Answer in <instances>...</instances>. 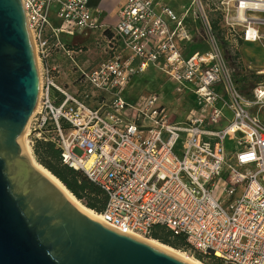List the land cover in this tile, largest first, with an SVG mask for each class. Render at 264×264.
Wrapping results in <instances>:
<instances>
[{
    "label": "built area",
    "instance_id": "built-area-1",
    "mask_svg": "<svg viewBox=\"0 0 264 264\" xmlns=\"http://www.w3.org/2000/svg\"><path fill=\"white\" fill-rule=\"evenodd\" d=\"M90 1L22 0L41 82L32 152L53 144L63 165L100 188L111 228L146 237L161 227L222 264H264V85L247 100L226 51L263 42L264 0H191L186 13L164 0H125L114 25ZM89 33L106 57L87 66L90 49L64 36ZM151 66L178 99L193 100L183 121L170 120L159 90L127 101Z\"/></svg>",
    "mask_w": 264,
    "mask_h": 264
},
{
    "label": "water",
    "instance_id": "water-1",
    "mask_svg": "<svg viewBox=\"0 0 264 264\" xmlns=\"http://www.w3.org/2000/svg\"><path fill=\"white\" fill-rule=\"evenodd\" d=\"M41 88L22 0H0V264H188L92 219L25 155Z\"/></svg>",
    "mask_w": 264,
    "mask_h": 264
},
{
    "label": "rangeland",
    "instance_id": "rangeland-1",
    "mask_svg": "<svg viewBox=\"0 0 264 264\" xmlns=\"http://www.w3.org/2000/svg\"><path fill=\"white\" fill-rule=\"evenodd\" d=\"M204 2L206 0H203ZM218 0H214L216 2ZM171 4L176 7V9L180 13H186L187 9L191 5V0H170ZM226 2H231L232 0H226ZM209 7L205 5L206 12L208 16L214 21H217V14L213 11L214 7L209 3ZM189 25H191L192 29L195 30L197 27V24L193 21L192 18H189ZM262 31L264 33V27H262ZM65 40L72 45H81L85 47H89L90 53L87 56L86 60L89 61L88 65L90 64H97L103 59H105V55H103L102 51V44L98 46L97 40L99 36L97 34H94L91 36V34L87 35H76V36H64ZM264 40L263 42L256 43V44H240V50L238 52L230 51L228 48L226 51L229 55V59L233 62V70L236 80L238 81L240 90L242 94L245 96V98L249 101H252V90L254 87H256L258 84L264 85ZM84 59V58H83ZM87 65V66H88ZM175 87L176 85L168 81L163 73H161L157 68L154 66H151V68L144 74L134 77L131 81V84L129 86V89L126 93V99L130 103H134L141 95L148 94V92L152 90H159L161 94V103L164 105V107L168 111V115L170 120L172 121H183L185 115L187 112L193 108L194 102L193 100L189 99H178L177 95L175 93ZM55 94L52 93V96ZM260 106H253V111L257 112L259 111ZM260 118L262 120V123L264 124V108L260 111ZM222 127H224V123L222 124ZM221 127V128H222ZM182 140L180 141L177 150L180 152L182 147ZM37 145V144H36ZM35 145V147H36ZM234 144L231 141H228L227 143V150L229 156L232 154V151L234 150ZM74 153L77 156H82L84 152L81 149H76ZM33 155L37 162L40 163L38 160V157L35 154V148L33 150ZM41 164V163H40ZM86 206H87V200L83 199L81 200ZM166 234V233H165ZM148 238H152L151 236H146ZM182 252L187 253L189 256H192L196 258V254L199 253L195 251L194 249L191 250H184L180 248H176ZM197 259V258H196Z\"/></svg>",
    "mask_w": 264,
    "mask_h": 264
},
{
    "label": "trees",
    "instance_id": "trees-1",
    "mask_svg": "<svg viewBox=\"0 0 264 264\" xmlns=\"http://www.w3.org/2000/svg\"><path fill=\"white\" fill-rule=\"evenodd\" d=\"M217 24L215 22V25ZM35 154L40 163L57 176L77 198L80 200L86 199L88 207L98 213L103 212L107 202L104 192L91 183L83 173L63 165L60 151L53 144L38 142L35 147ZM92 202L99 204V207L95 208ZM150 236L174 248L186 251L192 249L183 237L174 236L170 231L161 227L154 228ZM196 258L205 264H222L214 257L201 253H197Z\"/></svg>",
    "mask_w": 264,
    "mask_h": 264
},
{
    "label": "bare ground",
    "instance_id": "bare-ground-1",
    "mask_svg": "<svg viewBox=\"0 0 264 264\" xmlns=\"http://www.w3.org/2000/svg\"><path fill=\"white\" fill-rule=\"evenodd\" d=\"M36 53V51H35ZM38 62V61H37ZM38 70H39V64H38ZM39 99H40V92L38 95V101H37V105L35 108V112L38 110V105H39ZM29 124L26 127V130L22 136V143L25 149V155L26 157L30 160L32 166L39 171L40 173H42L48 180H50L59 190H61V192L69 199V201L76 206L80 211H82L83 213L87 214L88 216H90L92 219L98 220L100 222L103 223L102 221V217L100 215V213L96 212L95 210H93L92 208L86 206L79 198H77L66 186L65 184L57 177L55 176L50 170H48L45 166H43L42 164H40L39 162H37V160L35 159L31 146L28 143V132H29ZM131 236H133L134 238L139 239L142 242H145L153 247H155L156 249L163 251L169 255H172L188 264H205L204 262L189 256L187 253L182 252L170 245H167L165 243H162L154 238H148L145 237L141 234L138 233H130Z\"/></svg>",
    "mask_w": 264,
    "mask_h": 264
},
{
    "label": "crops",
    "instance_id": "crops-1",
    "mask_svg": "<svg viewBox=\"0 0 264 264\" xmlns=\"http://www.w3.org/2000/svg\"><path fill=\"white\" fill-rule=\"evenodd\" d=\"M164 1L168 5H170L174 9H176V7H174L171 4L170 0H164ZM124 3H125V0H91L90 1L92 11L93 12H99V16H100L101 20L104 21L108 25H114L117 23L118 12H119L120 8L124 5ZM89 34H91V36L94 35V33H89ZM241 43H243V42H240V44ZM243 44H249V43H243ZM88 63H87V65H88ZM59 82L61 85H66L68 83V80L64 76L62 79H59Z\"/></svg>",
    "mask_w": 264,
    "mask_h": 264
},
{
    "label": "flooded vegetation",
    "instance_id": "flooded-vegetation-1",
    "mask_svg": "<svg viewBox=\"0 0 264 264\" xmlns=\"http://www.w3.org/2000/svg\"><path fill=\"white\" fill-rule=\"evenodd\" d=\"M92 205H93L95 208H98V207H99V204H96L95 202H92Z\"/></svg>",
    "mask_w": 264,
    "mask_h": 264
}]
</instances>
